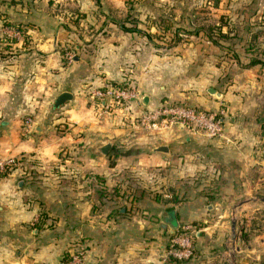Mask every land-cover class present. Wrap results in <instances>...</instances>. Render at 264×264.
Segmentation results:
<instances>
[{
    "label": "crops",
    "instance_id": "crops-1",
    "mask_svg": "<svg viewBox=\"0 0 264 264\" xmlns=\"http://www.w3.org/2000/svg\"><path fill=\"white\" fill-rule=\"evenodd\" d=\"M254 58L264 61V0H0V159H18L0 176V264H61L72 250L81 264H264ZM127 77L146 107L222 110L224 137L139 129L138 98L90 94ZM64 90L73 97L55 107ZM185 224L193 255L165 260Z\"/></svg>",
    "mask_w": 264,
    "mask_h": 264
},
{
    "label": "built area",
    "instance_id": "built-area-1",
    "mask_svg": "<svg viewBox=\"0 0 264 264\" xmlns=\"http://www.w3.org/2000/svg\"><path fill=\"white\" fill-rule=\"evenodd\" d=\"M19 35V32L16 31ZM67 56L72 57V52ZM132 71V68H131ZM91 96L100 102L102 99L115 105L139 98V93L132 79L127 77L124 82H105L102 86L91 89ZM222 110L217 112L193 106L181 101H162L146 107L133 117V124L147 131H163L171 128H184L189 134L203 135L208 138H223L224 125L221 117ZM18 164L16 157L0 159V176L12 170ZM194 229L189 224L176 226L164 250L165 260H184L193 255ZM82 252L69 251L61 264H81Z\"/></svg>",
    "mask_w": 264,
    "mask_h": 264
},
{
    "label": "water",
    "instance_id": "water-1",
    "mask_svg": "<svg viewBox=\"0 0 264 264\" xmlns=\"http://www.w3.org/2000/svg\"><path fill=\"white\" fill-rule=\"evenodd\" d=\"M207 91L209 93L218 95L219 93L217 92V90L214 87H209L207 89ZM73 97L72 93L70 91L64 90L61 91L54 99L53 105L55 107L62 105L63 103H65L66 101H68L69 99H71ZM137 103L139 104V106L144 110L146 108V105L148 103L147 101V97L146 96H142L141 98L137 99ZM113 141L111 139H106L103 143H100L99 145L95 146V151L106 155L111 147H112ZM153 151H159V152H164V153H168L169 152V146L165 143H159L157 145H155L152 148ZM261 200L264 201V198H261ZM233 219L235 220L236 217L235 215H233Z\"/></svg>",
    "mask_w": 264,
    "mask_h": 264
},
{
    "label": "trees",
    "instance_id": "trees-1",
    "mask_svg": "<svg viewBox=\"0 0 264 264\" xmlns=\"http://www.w3.org/2000/svg\"><path fill=\"white\" fill-rule=\"evenodd\" d=\"M209 32H210V29H209V31H207V33L210 34ZM258 62L264 64V61H262V60H260V59H255V58H254V59L251 60V63H253V64H254V63H258ZM120 83H121V82H120Z\"/></svg>",
    "mask_w": 264,
    "mask_h": 264
}]
</instances>
